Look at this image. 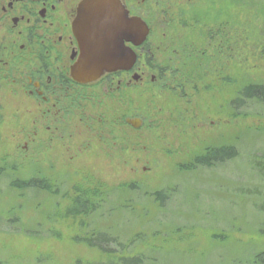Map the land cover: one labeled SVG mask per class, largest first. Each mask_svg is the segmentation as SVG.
I'll use <instances>...</instances> for the list:
<instances>
[{"label": "rangeland", "instance_id": "obj_1", "mask_svg": "<svg viewBox=\"0 0 264 264\" xmlns=\"http://www.w3.org/2000/svg\"><path fill=\"white\" fill-rule=\"evenodd\" d=\"M156 3L139 0L138 9L157 17ZM173 37L162 23L153 41L164 50ZM206 54L182 56L175 66L190 78L189 89L161 81L151 99L140 87L136 164L125 163L123 151L122 160L54 165L33 147L24 151L15 118L0 115V264H101L107 252L145 256L143 264H240L264 253V173L256 166L264 164V109L251 104L235 113L216 77L218 60L227 70L230 60ZM215 147H235L237 158L193 166ZM18 177L48 179L59 192H16L9 184ZM76 187L96 191V211L64 221ZM160 191H167L162 203ZM100 233L114 240L101 244Z\"/></svg>", "mask_w": 264, "mask_h": 264}, {"label": "flooded vegetation", "instance_id": "obj_2", "mask_svg": "<svg viewBox=\"0 0 264 264\" xmlns=\"http://www.w3.org/2000/svg\"><path fill=\"white\" fill-rule=\"evenodd\" d=\"M86 1L0 0V115L15 118L10 124L24 151L33 147L54 165L105 156L122 160L123 151L125 163L136 164L137 133L144 127L139 89L153 99L159 82L166 87L177 82L182 55L172 45L174 37L158 49L139 0H120L130 16L147 23L150 34L140 47L125 43L136 55L130 69L82 79L76 69L83 51L74 23Z\"/></svg>", "mask_w": 264, "mask_h": 264}, {"label": "trees", "instance_id": "obj_3", "mask_svg": "<svg viewBox=\"0 0 264 264\" xmlns=\"http://www.w3.org/2000/svg\"><path fill=\"white\" fill-rule=\"evenodd\" d=\"M152 1L155 3L157 0ZM156 5L162 9L159 17L144 15L152 29L151 39L162 28L163 23L177 40L172 45L176 46L182 56L197 59L205 57L207 52L219 58L225 56L231 65L227 70L223 61L218 60L216 77L220 86L227 88L232 95L229 106L235 113L251 104L264 109V0H158ZM172 83L182 90L191 86L190 78L183 75ZM236 158L235 147H215L207 148L192 163L195 168H210ZM256 164L263 174L264 164ZM47 180L40 177H18L11 180L9 185L12 190L20 193L31 192L36 195L43 192L48 196L57 195L59 191ZM96 196V191L91 188H74L71 204L64 209L61 218L74 222L88 219L96 211ZM165 196L167 191L156 192L155 200L162 203ZM90 239H86L87 244L96 248L92 243L94 239ZM95 239L100 240L101 244L114 240L106 233H100ZM106 255L111 257L110 260L101 264L145 262V256L140 255L123 254L115 257L111 252ZM240 264H264V253L256 256L250 263L242 261Z\"/></svg>", "mask_w": 264, "mask_h": 264}, {"label": "water", "instance_id": "obj_4", "mask_svg": "<svg viewBox=\"0 0 264 264\" xmlns=\"http://www.w3.org/2000/svg\"><path fill=\"white\" fill-rule=\"evenodd\" d=\"M74 32L83 51L77 73L91 81L105 72L130 69L136 55L125 43L142 46L150 28L142 18L130 16L120 0H87L80 6ZM132 124L139 127V122Z\"/></svg>", "mask_w": 264, "mask_h": 264}]
</instances>
